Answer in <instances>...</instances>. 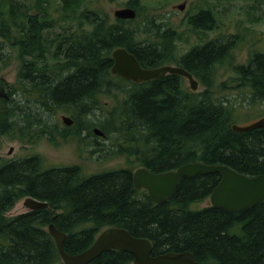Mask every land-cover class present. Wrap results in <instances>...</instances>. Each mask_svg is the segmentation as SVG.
<instances>
[{"label":"trees","instance_id":"obj_1","mask_svg":"<svg viewBox=\"0 0 264 264\" xmlns=\"http://www.w3.org/2000/svg\"><path fill=\"white\" fill-rule=\"evenodd\" d=\"M81 1L61 0V14L40 24L46 34L37 28L38 18L18 4L24 22L11 19L17 27L16 40L26 44L33 57L46 61L50 53L55 61L54 68L35 70L28 60L15 79V87L24 90L0 96V137L51 140L58 130L57 109H71L74 119H86L82 123L89 136L96 139L91 127L112 136L107 146L88 139L94 155L106 159L109 148L124 149L127 164L86 175L76 165H45L38 154L0 158V264H63L49 223L66 234L63 249L69 254L86 249L102 228L116 225L150 239L151 255L188 250L198 264H264V200L239 212L211 205L192 208L208 197L220 178L217 172L181 177L173 197L160 204L132 182L137 166L158 172L189 162L223 164L247 176L264 174V126L233 130L237 104L215 99L208 90H184L180 75L141 83L112 75L110 54L115 46L131 50L143 67L163 64L164 50L155 41L134 43L136 32L126 28L131 21L108 22L107 16L93 9L71 18L69 12H77ZM261 4L264 0H251L248 13L260 10ZM210 18L208 11H199L195 22L209 26ZM56 25L62 30L49 33ZM9 32L3 21L0 39ZM2 40L0 69L11 60ZM229 40L192 48L179 66L201 79L226 57ZM233 70L243 80L248 105L259 104L256 117L263 118L264 51L254 49L247 62ZM116 93H122L123 99L116 100ZM103 96L110 98L103 101ZM96 110L102 114L91 120ZM25 197L46 201L48 207L4 215ZM131 260L128 252L108 250L87 264H131Z\"/></svg>","mask_w":264,"mask_h":264},{"label":"rangeland","instance_id":"obj_2","mask_svg":"<svg viewBox=\"0 0 264 264\" xmlns=\"http://www.w3.org/2000/svg\"><path fill=\"white\" fill-rule=\"evenodd\" d=\"M125 1L82 0L77 12H69V16L75 18L81 10L93 9L100 15L107 16L108 22H112L115 18L113 10L123 6ZM184 1L187 2L185 9H177L176 5ZM134 2H136L135 4L139 2L135 7L136 18L126 28L134 29L136 32L134 43L141 45L146 40L159 42L166 58L163 64L179 65L182 62L181 57L190 47H200L213 40L225 41L230 37L226 57L216 62L206 76L201 77V79L198 78L201 84L199 89L206 88L200 89V91L208 90L215 99H224L237 104L235 113H233L236 124L246 125L261 118L256 117L260 112L259 104L248 105L249 98H247L246 90L242 86L243 80L234 72L233 66L247 62L248 54L254 49L264 51V4H261L260 10L257 12L248 13V5L251 0H134ZM10 3L13 4V12ZM18 4L26 14L38 18L37 28L43 29L41 34H46L47 29H44V25L40 24L45 19H53L61 14V0H0V26L2 27L4 21L6 26L10 28L8 37L5 40L0 39V41L2 40L6 44L7 50L11 54L10 63L0 69V96L7 93V88H11L10 91L13 92V90L23 87H15V79L20 72H23L22 70L29 61L35 70L54 68L55 58L49 55L50 53H47L48 60L41 61L40 58L33 57L32 53L25 49L26 44L23 45L16 40L17 33L13 30L17 27L11 19L19 17L20 22H24L17 7ZM208 10L212 16L209 28L199 29L190 24V21H195V16L199 11ZM153 17L157 19L153 20ZM61 25L65 24L61 23ZM27 26L25 25L26 28ZM61 30L62 28L56 25L49 28L48 32L54 34V32ZM53 43L55 42H52L49 47L53 48ZM43 48L45 46H42V50ZM38 51L39 48L36 52ZM182 86L184 90L192 91L185 77H182ZM109 98V96H103L102 100L106 101ZM115 98L122 100V93H116ZM57 110L55 124L58 129V127L61 128L62 125H66L61 120L60 115L71 116V109L64 111L59 108ZM100 115V111L96 110L91 120L98 119ZM83 121L85 122L86 119ZM83 121L79 118H73V126L56 130L54 138L51 140L42 138L27 143L1 136L0 157L10 159L21 155L38 154L43 158L45 165L76 164L86 175L126 166V150L124 149L109 148L107 150L109 157L106 159L102 158L101 155H94L90 151V141L92 143L99 142L98 146H107L110 144L112 136H96L93 132L96 139L95 137L92 139L93 137L89 136L91 134H88L84 129ZM90 132L92 133V127ZM89 138H91L90 141ZM10 147L13 148L11 153L8 152ZM22 202L23 198L19 199L4 215L13 216L26 211L27 209ZM207 205H209L208 197L200 202H195L192 208H201ZM56 212L54 211V213Z\"/></svg>","mask_w":264,"mask_h":264},{"label":"water","instance_id":"obj_3","mask_svg":"<svg viewBox=\"0 0 264 264\" xmlns=\"http://www.w3.org/2000/svg\"><path fill=\"white\" fill-rule=\"evenodd\" d=\"M176 6L181 9L184 4ZM113 14L119 18H134L135 10L132 7L116 8L113 10ZM111 58L110 73L131 82H146L170 73L185 77L192 91H196L195 89L199 85L193 75L180 66L161 65L153 68L141 66L136 56L122 46L112 50ZM61 119L66 125L73 121L67 115H62ZM261 126H264V117L246 125L233 124L231 128L241 132ZM92 130L96 135L104 136L99 128L94 127ZM12 149L10 147L9 152ZM199 172H217L220 176L208 196L209 205L213 207L239 212L264 200V174L247 176L223 164L189 162L179 165L175 169L158 172H152L146 167L140 166L132 171V182L135 188H144L152 202L160 204L173 197L181 177L193 176ZM22 203L27 210L48 207L46 201L33 197H25ZM47 229L54 239L63 264H87L100 253L108 250L128 252L132 257L131 264H198L188 250L165 251L151 255V240L133 236L125 228L115 225L101 229L86 249L69 254L63 249L66 234L57 230L52 223L48 224Z\"/></svg>","mask_w":264,"mask_h":264},{"label":"flooded vegetation","instance_id":"obj_4","mask_svg":"<svg viewBox=\"0 0 264 264\" xmlns=\"http://www.w3.org/2000/svg\"><path fill=\"white\" fill-rule=\"evenodd\" d=\"M132 3L131 5H128V3ZM136 2H131V1H128L127 2V0L125 1V3L123 4V6H121V7H118V8H122V7H132L133 5H134V7H136L138 4H139V2H138V4H135ZM183 4H184V9H185V7L187 6V2L185 3V1L184 2H182ZM134 7H132L134 10H135V16H134V18H119V17H116L114 14V19H117V20H124V21H133V20H135V18H136V9L134 8ZM176 8L177 9H180V8H178L177 6H176ZM183 8H181L182 10H184ZM208 12H209V14H210V11L208 10ZM199 13V12H198ZM198 15V14H197ZM157 17V16H156ZM156 17H153L152 19L153 20H156L157 18ZM210 17H212L211 15H210ZM211 20H212V18H210ZM131 24V22L129 23V25ZM190 24L192 25V26H197V28H201V29H203V28H209L210 27V25L208 26V25H203V24H198L197 22H191L190 21ZM157 25V24H156ZM128 26V25H127ZM115 47H118V46H115ZM114 47V48H115ZM122 47H124V48H126L125 46H122ZM195 47V46H194ZM194 47H190L187 51H186V53L189 51V50H191L192 48H194ZM113 48V49H114ZM112 49V50H113ZM129 52H132L131 50H129L128 48H126ZM112 50H111V52H112ZM133 53V52H132ZM134 54V53H133ZM111 55V54H110ZM135 55V54H134ZM183 57V56H182ZM182 57H181V60H182ZM161 65H174V66H179V65H175V64H170V63H164V64H161ZM161 65H158V66H161ZM153 67H156V66H153ZM153 67H146V68H153ZM191 73V72H190ZM167 74H170V73H166V74H164L163 76H165V75H167ZM192 75H193V77L194 78H196L197 79V81L199 82V85H198V87L195 89V90H200V89H206V88H200L199 89V86L201 85L200 84V81H199V79L197 78V76H195L193 73H191ZM177 75V74H176ZM118 76V75H117ZM183 77V76H182ZM134 83V82H133ZM7 93L11 90V88H7ZM17 90H24V88L23 87H20V88H18ZM7 93H5V94H3L2 96L4 97V98H7L6 97V94ZM5 95V96H4ZM62 115H66V114H61L60 115V117L62 116ZM62 120V119H61ZM73 124H74V122H72L71 124H69V125H62V127L61 128H67V127H72L73 126ZM60 127H58V130L59 129H61ZM96 136H99V135H96ZM102 137H105V136H102ZM53 138H54V135H53ZM92 139H94V137L92 138ZM27 143H31V142H27ZM9 152V151H8ZM12 152V150L9 152V153H11ZM29 155H32V154H28V155H21V156H19V157H13V158H10V159H17V158H23V157H25V156H29ZM1 158V157H0ZM2 159H4V158H2ZM7 160V159H6ZM67 165H69V164H53L52 166H67ZM71 165H76V164H71ZM76 166H78V165H76ZM176 168V167H175ZM175 168H172V169H175ZM170 170V169H169Z\"/></svg>","mask_w":264,"mask_h":264},{"label":"bare ground","instance_id":"obj_5","mask_svg":"<svg viewBox=\"0 0 264 264\" xmlns=\"http://www.w3.org/2000/svg\"><path fill=\"white\" fill-rule=\"evenodd\" d=\"M210 103V102H209ZM38 107V106H37ZM232 108V107H231ZM36 109V108H35ZM34 109V110H35ZM214 109V108H213ZM39 111V110H38ZM221 111V110H220ZM219 111V112H220ZM208 112V111H207ZM102 114V113H101ZM213 114V113H212ZM43 115V114H42ZM34 117V116H33ZM107 119V118H106ZM22 121V120H21ZM23 122V121H22ZM25 122V121H24ZM84 122V121H83ZM218 126H219V124H218ZM80 128V127H79ZM81 130V129H80ZM115 133V132H114ZM135 134V133H134ZM128 137V136H127ZM88 138V137H87ZM117 139V138H116ZM96 147V146H95ZM112 151V150H111ZM100 154V153H99ZM106 155V154H105ZM190 155V154H189ZM103 156V155H102ZM72 186V185H71ZM201 189H203V188H201ZM194 191V190H193ZM185 210V209H184ZM185 214V213H184ZM231 226V225H230ZM236 233V232H235ZM160 247V246H159Z\"/></svg>","mask_w":264,"mask_h":264}]
</instances>
